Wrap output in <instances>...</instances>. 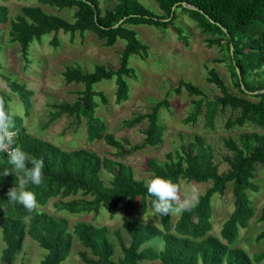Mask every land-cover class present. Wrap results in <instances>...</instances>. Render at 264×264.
Wrapping results in <instances>:
<instances>
[{"label": "trees", "instance_id": "1", "mask_svg": "<svg viewBox=\"0 0 264 264\" xmlns=\"http://www.w3.org/2000/svg\"><path fill=\"white\" fill-rule=\"evenodd\" d=\"M36 1L57 8L75 6L74 20L68 21L48 13L38 4L21 7V13L9 19L7 6L0 5V24L9 21L10 39L18 43L24 56L34 39L39 40L42 35L56 33L58 30L70 34L92 31L98 38L104 39L106 45H112L118 38L125 42L116 69L104 65H96L91 72H84L79 66L73 65L65 68V82L81 83L84 88L78 92V97L73 102L53 104L56 110L49 112L48 122L63 114L83 119L87 140L102 139L113 146L119 155L130 153L143 145H158L164 131L159 122V111L162 107L169 106L168 100L156 101L149 112L137 114L125 122L131 126L143 119L148 121L143 142L131 145L126 139L120 140L105 132V123L95 115L98 106L95 98L98 97L103 102L107 98L102 91L95 90L93 85L104 79L115 78V100H126L129 90L126 77L133 72L128 63L129 57L136 54L143 58L148 52L146 45L137 38L136 31L125 25L143 23L165 28L176 19V9L172 10L175 5V8L186 11L202 31L218 35L217 38L210 39L212 42L225 41L231 73L240 93L228 91L222 78L214 69H210L207 79L220 89L221 95L209 100H204L203 97L195 100L194 111L185 122L196 121L204 103L209 123H212L221 106L222 109L228 107L237 111L233 118L226 121L227 129L245 124L264 129V0H155L163 12L161 15L149 11L139 0H115L114 8L107 9L104 13L99 9L98 0ZM183 3L189 6H184ZM122 18L124 20L118 23ZM176 30L185 39L182 31L179 28ZM51 42L57 45L55 34ZM4 78L28 111L32 91L7 76ZM182 89L190 95L203 96V91L191 82L180 80L173 91L180 93ZM0 97L5 102V109L11 114L7 95L1 90ZM12 119L16 145L30 157L44 161L43 183L32 187L37 206L46 205L50 199L58 198L53 205L59 210L97 212L105 208L114 213L120 202L126 201L133 205L139 197L143 211L147 206L152 207L154 198L147 194L145 182L134 177L129 165L101 157L84 148L62 149L26 133L20 115H14ZM223 142L231 155L223 156L229 167L221 173L213 161L211 146L199 134L181 144L174 152L167 153L163 164L155 158L148 159V168L152 172L150 177L159 175L175 183L182 179L211 181V186L197 196L198 203L191 211L182 212L174 221L173 215L159 217L160 225L136 219L126 221L125 229L130 240L128 244L124 243L116 232L121 248V256L117 259L113 257L114 245L109 240L106 226L77 221L69 229L64 217L57 218L45 211H28L22 205H14L8 201L7 192L15 186V174L0 175V230L4 242L1 260L10 264L21 248L24 237L28 235L45 250L39 264H60L69 256L75 235L95 257H89L86 251L79 252L85 264H138L142 261H153V264H264L261 263L264 261V251L252 259L243 249L232 245L239 230L247 227L254 215L249 191L258 190L252 180L257 165L264 169V132H241L235 137H227ZM11 167L7 162V154L0 152V173ZM103 170L111 174L109 184L101 177ZM228 183L231 184L234 199L233 210L222 223L219 236L212 235L209 233L212 228L211 198L216 193L223 194ZM68 197L71 198L66 199ZM259 219L264 221V206ZM262 237L264 230L257 236L258 239ZM155 238H159L161 242L158 249L147 244Z\"/></svg>", "mask_w": 264, "mask_h": 264}, {"label": "rangeland", "instance_id": "2", "mask_svg": "<svg viewBox=\"0 0 264 264\" xmlns=\"http://www.w3.org/2000/svg\"><path fill=\"white\" fill-rule=\"evenodd\" d=\"M139 1L149 11L158 15L163 14L155 0ZM37 4L48 13L68 21L74 20L75 6L57 8L40 4L36 0H0V5L8 8L9 19L20 14L21 7ZM98 4L101 13H104L107 9H113L116 1L98 0ZM175 9L176 19L165 28L143 23L125 25L136 31L137 38L146 45L148 52L143 58L136 54L129 57L128 63L133 72L126 77L129 86L126 100L116 102L115 78L104 79L93 85L95 90L102 91L107 98L104 102L98 97L95 98L98 101L95 115L105 123V132L113 134L117 139H126L131 145L143 142L148 121L143 119L131 126L126 125L125 122L137 114L149 112L156 101L166 99L169 102L168 107H162L159 111V122L164 128L162 141L156 146L143 145L122 155L117 154L116 149L102 139L88 141L83 119L63 114L54 121L48 122V120L49 112L56 110L53 104L62 101L73 102L78 97V92L84 88L81 83L65 82L63 77L65 68L73 65L79 66L84 72H91L96 65H104L107 68L116 69L125 44L124 40L118 38L112 45H106L104 39L98 38L92 31L82 33L76 31L70 34L58 30L56 33L42 35L39 40L34 39L29 45L27 55L24 56L18 43L10 39L9 21L0 24V90L7 95L10 111L23 118L24 131L32 137L49 141L65 150L84 148L96 152L101 157L121 161L132 168L136 179L144 182L152 175L148 168V159L155 158L157 162L163 164L167 153L174 152L180 148L181 144L191 140L195 134H199L211 146L213 161L218 166V172L226 171L229 166L223 160V156L231 155V151L225 147L224 139L235 137L241 132H264V129L260 130L252 124L227 129L226 121L233 118L237 111H232L228 107L222 109L221 106L218 107L212 123H209L204 112L206 108L204 103L196 121L185 122L189 114L194 111L195 100L201 97L209 100L221 95L220 89L207 79L210 69H214L222 78L228 91L240 93L231 73L225 41L212 42L210 39L217 38L218 35L202 31L186 11L181 8ZM176 28L182 31L185 39L178 35ZM54 34L57 45L51 42ZM4 76L24 84L32 91L31 106L28 111L25 110L17 93L9 88ZM180 80L191 82L199 87L203 91V96L190 95L185 89L175 93L173 89ZM101 177L106 184H109L110 173L103 170ZM252 180L258 187L257 191H249L254 215L247 227L239 230L238 237L232 245L243 249L254 259L257 254L264 251V237L257 238L258 234L264 230V221L259 219L264 206V169L261 166L257 165ZM177 184L182 196L184 193L191 194V190L195 188L196 199L211 186V181L194 182L182 179ZM57 199L52 198L46 205L37 206V209L57 218H66L69 229H72L77 221L106 226L109 240L114 245V259L121 256L116 232L122 237L124 243L128 244L130 240L125 229L126 221L136 219L143 223L160 225L159 217L154 214L153 207L147 206L145 211L142 210L139 197L135 199L133 205L126 201L120 202L114 213L105 208L97 212L59 210L53 205ZM233 200L230 183L227 184L223 194L216 193L212 196L210 234L219 236L222 223L233 210ZM177 217L178 215H173V221ZM147 244H152L157 249L161 246L159 238ZM3 247L0 230V257ZM81 251H86L89 257L95 258L74 235L70 254L60 264H85L79 256ZM44 254L45 250L26 235L21 248L15 253L10 264H39ZM153 263V261H142L138 264ZM0 264L8 263L0 258Z\"/></svg>", "mask_w": 264, "mask_h": 264}, {"label": "clouds", "instance_id": "3", "mask_svg": "<svg viewBox=\"0 0 264 264\" xmlns=\"http://www.w3.org/2000/svg\"><path fill=\"white\" fill-rule=\"evenodd\" d=\"M4 100L0 97V152L7 154V162L12 166L5 168L0 175L7 176L14 173L16 177L15 186L11 187L7 196L12 204H19L28 211L37 209L33 186L43 183L44 161L40 158L30 157L21 147L16 145L13 129L15 127L12 116L4 107ZM147 194L153 197V212L157 217L179 215L184 211H191L195 207L196 189L191 194H181L177 183L171 179L159 175H153L145 181Z\"/></svg>", "mask_w": 264, "mask_h": 264}, {"label": "water", "instance_id": "4", "mask_svg": "<svg viewBox=\"0 0 264 264\" xmlns=\"http://www.w3.org/2000/svg\"><path fill=\"white\" fill-rule=\"evenodd\" d=\"M184 6H189L188 4L186 3H183ZM175 9V5L172 7V10ZM124 20V18H122L121 20H119L118 23H121L122 21ZM118 24H116L117 26ZM230 51H232V45H230ZM238 76L240 77L239 73H238ZM241 86L243 87V85L241 84Z\"/></svg>", "mask_w": 264, "mask_h": 264}]
</instances>
